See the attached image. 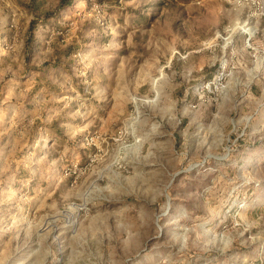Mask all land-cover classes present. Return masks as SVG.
I'll list each match as a JSON object with an SVG mask.
<instances>
[{
    "label": "rangeland",
    "instance_id": "obj_1",
    "mask_svg": "<svg viewBox=\"0 0 264 264\" xmlns=\"http://www.w3.org/2000/svg\"><path fill=\"white\" fill-rule=\"evenodd\" d=\"M0 264H264V21L0 0Z\"/></svg>",
    "mask_w": 264,
    "mask_h": 264
},
{
    "label": "built area",
    "instance_id": "obj_2",
    "mask_svg": "<svg viewBox=\"0 0 264 264\" xmlns=\"http://www.w3.org/2000/svg\"><path fill=\"white\" fill-rule=\"evenodd\" d=\"M233 4L247 6L250 14L257 15L264 21V0H228Z\"/></svg>",
    "mask_w": 264,
    "mask_h": 264
},
{
    "label": "trees",
    "instance_id": "obj_3",
    "mask_svg": "<svg viewBox=\"0 0 264 264\" xmlns=\"http://www.w3.org/2000/svg\"><path fill=\"white\" fill-rule=\"evenodd\" d=\"M71 0H60V6L70 3Z\"/></svg>",
    "mask_w": 264,
    "mask_h": 264
}]
</instances>
